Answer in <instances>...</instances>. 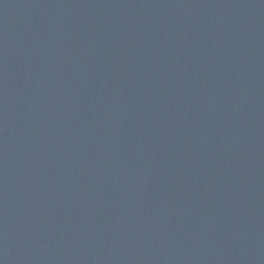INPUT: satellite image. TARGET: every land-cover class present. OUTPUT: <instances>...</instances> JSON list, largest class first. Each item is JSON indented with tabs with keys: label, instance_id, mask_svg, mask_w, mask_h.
<instances>
[{
	"label": "water",
	"instance_id": "1",
	"mask_svg": "<svg viewBox=\"0 0 264 264\" xmlns=\"http://www.w3.org/2000/svg\"><path fill=\"white\" fill-rule=\"evenodd\" d=\"M0 264H264V0H0Z\"/></svg>",
	"mask_w": 264,
	"mask_h": 264
}]
</instances>
